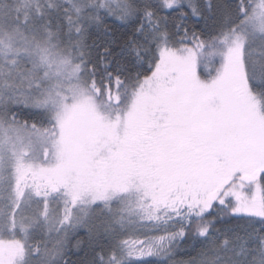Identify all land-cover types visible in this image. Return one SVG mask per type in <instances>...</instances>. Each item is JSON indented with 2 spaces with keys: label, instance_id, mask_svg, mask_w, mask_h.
I'll return each mask as SVG.
<instances>
[{
  "label": "snow or ice",
  "instance_id": "1",
  "mask_svg": "<svg viewBox=\"0 0 264 264\" xmlns=\"http://www.w3.org/2000/svg\"><path fill=\"white\" fill-rule=\"evenodd\" d=\"M0 264H264V0H0Z\"/></svg>",
  "mask_w": 264,
  "mask_h": 264
},
{
  "label": "trees",
  "instance_id": "2",
  "mask_svg": "<svg viewBox=\"0 0 264 264\" xmlns=\"http://www.w3.org/2000/svg\"><path fill=\"white\" fill-rule=\"evenodd\" d=\"M190 24L195 23V18L193 20L189 21ZM80 237L84 236V230L80 231ZM75 243V238L73 239V244ZM73 251H76L75 248L72 249ZM82 254V253H81ZM77 257H72V259H76ZM189 257L186 253V249L184 247H181L180 249L177 250V254L174 256V260L176 262L184 261L187 260Z\"/></svg>",
  "mask_w": 264,
  "mask_h": 264
}]
</instances>
